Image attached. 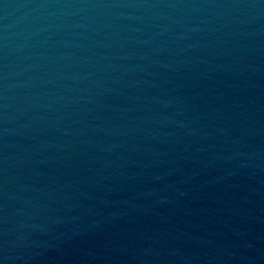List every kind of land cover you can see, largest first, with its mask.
I'll use <instances>...</instances> for the list:
<instances>
[{
	"label": "water",
	"instance_id": "water-1",
	"mask_svg": "<svg viewBox=\"0 0 264 264\" xmlns=\"http://www.w3.org/2000/svg\"><path fill=\"white\" fill-rule=\"evenodd\" d=\"M0 264H264V0H0Z\"/></svg>",
	"mask_w": 264,
	"mask_h": 264
}]
</instances>
